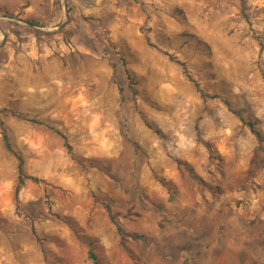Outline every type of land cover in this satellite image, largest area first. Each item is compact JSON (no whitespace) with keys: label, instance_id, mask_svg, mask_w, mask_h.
<instances>
[{"label":"rangeland","instance_id":"obj_1","mask_svg":"<svg viewBox=\"0 0 264 264\" xmlns=\"http://www.w3.org/2000/svg\"><path fill=\"white\" fill-rule=\"evenodd\" d=\"M46 1L0 0V121L38 178L16 198L0 129V264H264V0L23 16Z\"/></svg>","mask_w":264,"mask_h":264},{"label":"trees","instance_id":"obj_2","mask_svg":"<svg viewBox=\"0 0 264 264\" xmlns=\"http://www.w3.org/2000/svg\"><path fill=\"white\" fill-rule=\"evenodd\" d=\"M25 22L32 26V27H39L40 25L33 19H25ZM188 78L191 82H193V84L196 86L197 90L200 92V94L204 97H209V98H216L218 97V95H208L206 93H204L199 84L190 76L188 75ZM127 78H128V81L131 85H133V79L132 77L127 73ZM232 110V109H231ZM232 112L240 119V121L242 123H244L250 130L252 133H254V135L260 139V134L256 131L255 127H254V123L250 122V121H246L244 119V117L236 110H232ZM140 116L142 118V120L144 121L145 125L148 126L149 128H152L151 125L149 124V122L145 119V117L142 115V113H140ZM32 122H35L37 123L38 121H35V120H31ZM48 127L53 130L56 134H58L62 140H63V144L67 150V152L69 154H72V147L68 141V138L67 136L62 133L59 129H57L56 127L52 126V125H48ZM0 129H1V138H2V141H3V144H4V147L5 149L15 157L16 161H17V165H16V168H17V184H16V188H15V196L17 198V193L19 191V189L23 186V184L25 183L26 180H32V181H38V178L36 177H33L31 175H27L24 171V167H23V164H24V161H23V158L21 156V154L17 151L14 150V148L12 147L11 145V142H10V139H9V135L7 133V130L4 126V124L0 121ZM109 211V209H108ZM109 217L110 219L112 220V222H114V217L113 215L109 212ZM118 231H120V227L119 225L115 224ZM87 245H88V256L90 259H92V261L97 264V257L95 256V253L93 251V247H92V244L91 242H87Z\"/></svg>","mask_w":264,"mask_h":264},{"label":"crops","instance_id":"obj_3","mask_svg":"<svg viewBox=\"0 0 264 264\" xmlns=\"http://www.w3.org/2000/svg\"><path fill=\"white\" fill-rule=\"evenodd\" d=\"M40 1V0H39ZM53 0L46 1L42 3V6L37 9L32 4H29L24 9L23 16L34 17L39 20L47 19L49 23L54 24V26H58L59 24L64 22V10L63 7L58 9L55 5L52 4ZM54 37H59L55 36Z\"/></svg>","mask_w":264,"mask_h":264}]
</instances>
